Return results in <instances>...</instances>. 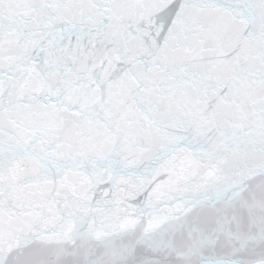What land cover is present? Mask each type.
<instances>
[{"label":"snow or ice","instance_id":"1","mask_svg":"<svg viewBox=\"0 0 264 264\" xmlns=\"http://www.w3.org/2000/svg\"><path fill=\"white\" fill-rule=\"evenodd\" d=\"M0 264H264V0H0Z\"/></svg>","mask_w":264,"mask_h":264}]
</instances>
